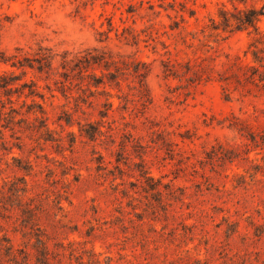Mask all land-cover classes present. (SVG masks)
Segmentation results:
<instances>
[{"label": "rangeland", "instance_id": "rangeland-1", "mask_svg": "<svg viewBox=\"0 0 264 264\" xmlns=\"http://www.w3.org/2000/svg\"><path fill=\"white\" fill-rule=\"evenodd\" d=\"M235 7L264 0H0V264H264V94L185 72L251 61ZM94 48L130 66L109 95L61 65Z\"/></svg>", "mask_w": 264, "mask_h": 264}, {"label": "trees", "instance_id": "trees-1", "mask_svg": "<svg viewBox=\"0 0 264 264\" xmlns=\"http://www.w3.org/2000/svg\"><path fill=\"white\" fill-rule=\"evenodd\" d=\"M264 15V7L256 8L250 7L247 9H237L235 7V12H230L226 9L220 10V20L218 24H214L212 22V27L217 28L219 25L223 28V30L229 28V30L233 29H241L247 30L251 28L255 33L256 37L251 39L249 43V48H251V61L246 64H240V62L236 61H227L225 67L222 71L215 70L213 67L208 65L199 64H190L187 63L185 65V72L192 73L193 75L186 78L190 82H195L198 80H210L214 79L220 82L223 92H225V96H228L229 93H226L228 89L232 86L234 89H239L247 94H264V36H260V29L258 22L261 17ZM216 25V26H215ZM55 54L49 52V54L39 53L38 59L34 61L37 62V69L47 71L52 68V61ZM69 54L63 52L61 55V65L63 68L69 67L72 71H76L75 74L78 75L81 79L86 80V86L88 88L94 87L96 91H103L106 93V87H112L114 83L116 87H119V80L117 79L119 70L124 66L125 69H129V63L124 60H115L110 56H106L105 52H100L97 49H84L78 54H75L68 58ZM11 58H16V56H12ZM9 56H5L2 52H0V62H6L11 59ZM25 63H21L20 59H17V62L20 66L28 65L29 68H33L34 65L31 63V59L23 57ZM33 62V61H32ZM12 66H15V62H13ZM72 63V64H70ZM121 63V65H119ZM137 65V66H136ZM133 67V74L136 77L135 86L137 90V96L141 100L142 105H145V102H149V91L145 82L146 75L148 74V69L142 63H137ZM111 67L114 68V71H111ZM99 69V73L97 70ZM166 71H172L168 69ZM214 71H216V75H213ZM17 80L16 76H6L5 72L0 75V87H2L3 94L6 95L9 103H12L9 97V94L18 90V87H13V81ZM25 83L21 84V87H24ZM34 86L33 84H31ZM31 88V87H30ZM30 94L31 90H29ZM108 108L106 110H110L112 107V103L107 101L104 104ZM27 112L32 111L33 108L38 107L39 112H41V107L36 102H32L30 105H27ZM10 111H13L10 109ZM33 114L34 110L32 111ZM107 111L99 112L101 116H106Z\"/></svg>", "mask_w": 264, "mask_h": 264}]
</instances>
